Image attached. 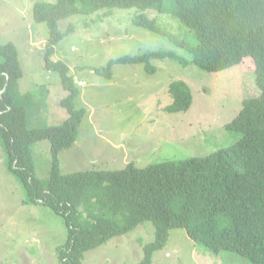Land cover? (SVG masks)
Masks as SVG:
<instances>
[{"label":"trees","instance_id":"16d2710c","mask_svg":"<svg viewBox=\"0 0 264 264\" xmlns=\"http://www.w3.org/2000/svg\"><path fill=\"white\" fill-rule=\"evenodd\" d=\"M114 9H137L136 26L165 37L190 59L173 51L125 56L95 70L107 71L108 80L116 64H144L155 71L152 60L170 58L211 74L252 62L260 94L245 99L239 114L225 125L242 135L238 142L201 158L143 168L131 161L116 171L62 174L60 154L78 140L87 111L76 106L81 91L71 67L52 57L69 34L61 31L60 22L75 15L102 20ZM150 9L175 18L183 32L177 35L148 18L144 12ZM32 12L36 23L48 27L45 69L60 75L68 93L60 104L68 117L59 125L28 127L32 96L20 92L24 71L19 53L13 43H0V140L6 167L21 185L25 202L41 204L65 221L68 240L59 250L61 262L83 264L86 252L150 221L155 239L144 245L139 264H152L177 229L214 255L227 251L264 264V0H55L36 3ZM72 31L70 25L67 32ZM168 92V113L191 108L193 93L187 83L174 82ZM44 141L51 147L48 179L36 174L33 156V147Z\"/></svg>","mask_w":264,"mask_h":264},{"label":"rangeland","instance_id":"374dc122","mask_svg":"<svg viewBox=\"0 0 264 264\" xmlns=\"http://www.w3.org/2000/svg\"><path fill=\"white\" fill-rule=\"evenodd\" d=\"M54 1L0 0V40L20 42L24 73L27 80L30 78L21 90L31 89L32 107L47 101L46 90L54 106L60 95L66 94L60 75L43 69L48 27L34 22L32 12L36 3ZM139 13L137 9H114L113 15L102 20L98 15H75L60 22L61 31L69 34L52 57L65 62L75 80L84 83L76 106L87 111L77 143L61 156L66 176L92 169L116 171L131 161L143 168L167 160L206 157L242 137L225 125L239 114L245 99L260 94L251 61L211 74L170 58L152 60L155 71H148L144 64H116L111 80L105 78L107 71L95 72L112 60L154 51H173L190 59L185 50L165 37L136 26L133 17ZM144 13L177 35L183 32L180 22L169 15L153 9ZM70 25L73 31L67 32ZM28 49L30 61L24 57ZM177 81L191 87L193 104L187 112L168 113L165 107L172 101L168 89ZM33 156L36 174L48 179L50 143L34 146ZM23 200L20 184H0V264H63L59 250L68 240L64 219L48 208L24 205ZM171 234L168 244L154 254L152 264H199L203 256L211 264H251L227 251L217 259L193 245L183 229ZM154 239V224L144 222L129 234L86 252L83 264H139L144 256L141 246Z\"/></svg>","mask_w":264,"mask_h":264},{"label":"crops","instance_id":"0c3cea01","mask_svg":"<svg viewBox=\"0 0 264 264\" xmlns=\"http://www.w3.org/2000/svg\"><path fill=\"white\" fill-rule=\"evenodd\" d=\"M21 10H23L22 8H21ZM35 22V21H34ZM36 30H37V32H39L40 31V29L39 28H36ZM0 43H4V44H7V43H14V45L16 46V48H17V50H18V53H19V41L18 42H13V41H10V42H3V41H1L0 40ZM58 52V51H57ZM19 57H20V53H19ZM24 57L26 58V60L27 61H30V49H28L27 51H26V53H25V55H24ZM23 57V58H24ZM54 59L56 60V58L54 57ZM20 60H21V57H20ZM21 65H22V68H23V71H24V67H23V61H21ZM43 69L44 70H46L45 69V61H44V64H43ZM28 78L26 77V75H25V73H24V76H23V78L20 80V92H21V94H31V93H28V92H30L31 91V89H26V91L25 92H22V90H21V87H22V85L23 84H25V83H28V82H30V78H29V80H27ZM33 82H36L37 81V79H34L33 77H32V79H31ZM28 81V82H27ZM79 83V85H80V83H83L82 81H79L78 82ZM39 85H41V84H37V86H39ZM84 85V84H83ZM81 87V86H80ZM65 91V90H64ZM66 92V91H65ZM46 94H47V97H46V99H47V101L46 102H44V104L42 105V106H37V107H32V105H29V107L27 108V122H28V127L29 128H38V127H47V126H50V125H59V124H61V123H63L66 119H67V117H68V113H67V111H66V109H64L62 106H61V104H60V102H61V100L62 99H64L67 95H68V93L66 92V94H61L60 95V98H59V100L57 101V103H56V105L54 106L53 104H51L50 103V92L48 91V90H46ZM81 97H82V94H81ZM59 118H60V120H59ZM79 139V138H78ZM78 141V140H77ZM77 141H76V143H77ZM75 143V144H76ZM39 144V143H38ZM38 144H36V145H38ZM75 144H74V146H75ZM35 145V146H36ZM73 146V147H74ZM72 147V148H73ZM72 148H70V149H72ZM0 149L3 151V146H2V143L0 144ZM70 149H68V150H70ZM68 150H65V151H63L61 154H60V169L62 168V162H61V156L62 155H64L65 153H66V151H68ZM3 153H4V151H3ZM2 155V156H1ZM130 163V162H129ZM61 172H62V170H61ZM4 182H6V183H8V184H14L15 185V183H16V185H19V182L17 181V179H15L14 177H13V175L10 173V171L7 169V167H6V156H5V153H4V156H3V154H1V152H0V184L1 183H4ZM23 204L24 205H32V206H37V207H45V206H43V205H41V204H27L26 202H25V200H23ZM45 208H47V207H45ZM49 209V208H48ZM51 210V209H50ZM44 211H46V210H44ZM52 211V210H51ZM53 215H56V213H54ZM133 231V230H132ZM131 231V232H132ZM174 232V231H173ZM172 232V233H173ZM130 233V232H129ZM128 233V234H129ZM127 235V234H126ZM123 236H125V235H123ZM118 237H122V236H118ZM171 237H172V234H171ZM114 238H116V237H114ZM114 238H112V239H114ZM111 239V240H112ZM171 239V238H170ZM111 240H109V241H111ZM108 241V242H109ZM170 241V240H169ZM168 241V242H169ZM107 242V243H108ZM192 244L193 245H195L194 244V242L192 241ZM196 246V245H195ZM143 246H141V248H142ZM174 251L177 253V256L179 257V255H178V249H177V247L176 246H174ZM144 253V252H143ZM213 254V253H212ZM215 257L218 259V257H219V255L217 256V255H215ZM209 261V262H208ZM211 260H209V259H206V257L205 256H203L202 258H200L199 260H198V262H199V264H201V263H203V264H211V262H210ZM215 261V260H214ZM153 263V262H152Z\"/></svg>","mask_w":264,"mask_h":264},{"label":"clouds","instance_id":"9594fccd","mask_svg":"<svg viewBox=\"0 0 264 264\" xmlns=\"http://www.w3.org/2000/svg\"><path fill=\"white\" fill-rule=\"evenodd\" d=\"M80 86H83V83H80ZM128 234V233H127ZM126 235V234H125ZM123 236V235H122ZM144 247V246H143ZM143 252H144V250H143Z\"/></svg>","mask_w":264,"mask_h":264}]
</instances>
